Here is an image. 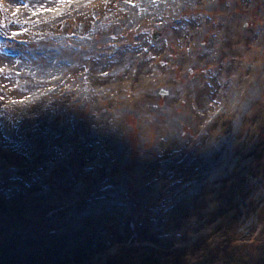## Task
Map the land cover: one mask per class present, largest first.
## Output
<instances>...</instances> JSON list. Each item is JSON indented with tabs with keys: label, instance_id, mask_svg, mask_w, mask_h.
I'll list each match as a JSON object with an SVG mask.
<instances>
[{
	"label": "rangeland",
	"instance_id": "rangeland-1",
	"mask_svg": "<svg viewBox=\"0 0 264 264\" xmlns=\"http://www.w3.org/2000/svg\"><path fill=\"white\" fill-rule=\"evenodd\" d=\"M50 1L0 0V264H264V0Z\"/></svg>",
	"mask_w": 264,
	"mask_h": 264
},
{
	"label": "bare ground",
	"instance_id": "bare-ground-1",
	"mask_svg": "<svg viewBox=\"0 0 264 264\" xmlns=\"http://www.w3.org/2000/svg\"><path fill=\"white\" fill-rule=\"evenodd\" d=\"M83 0H65V4L75 5ZM180 0H139L131 6L132 13H139L143 11H159L162 7H170L173 2ZM57 6L50 0H29L25 5L19 9V13L25 20L34 23L47 17L52 13ZM66 63L62 59H55L53 56H48V60L44 61L39 69L35 70L42 74L44 82H54L57 80L60 72L65 69Z\"/></svg>",
	"mask_w": 264,
	"mask_h": 264
},
{
	"label": "trees",
	"instance_id": "trees-1",
	"mask_svg": "<svg viewBox=\"0 0 264 264\" xmlns=\"http://www.w3.org/2000/svg\"><path fill=\"white\" fill-rule=\"evenodd\" d=\"M245 123H246V122L243 121V123H242V125H241V128H244V127L247 126ZM262 236H264V234H263ZM255 240H257V238H256ZM255 240H252V248L254 247V248L257 250V247H256L255 244H254V243H255ZM225 243H226V242H225ZM226 246H227V245H226ZM214 247L217 248V249H221V250H224V249H225L223 241L218 242L217 244L214 245ZM162 253H163V252H161L160 254H162ZM168 256H171V257H169V258H172V257H173L172 255H168ZM217 256H218V255H217ZM232 256H233V255H231V258H232ZM219 257H222V256H219ZM170 260H171V264H172L173 261H172V259H170ZM220 260L225 261L223 258L220 259ZM206 261H207V263L211 262V261H208V260H206ZM207 263H206V264H207ZM213 264H215V263H213Z\"/></svg>",
	"mask_w": 264,
	"mask_h": 264
}]
</instances>
